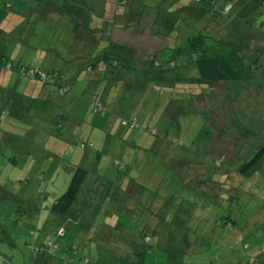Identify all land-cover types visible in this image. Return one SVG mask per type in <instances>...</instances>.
Instances as JSON below:
<instances>
[{"label": "rangeland", "instance_id": "obj_1", "mask_svg": "<svg viewBox=\"0 0 264 264\" xmlns=\"http://www.w3.org/2000/svg\"><path fill=\"white\" fill-rule=\"evenodd\" d=\"M62 1L44 0L43 5L52 3L50 8L55 9ZM211 1L212 4L205 5L195 0H91L88 6L105 14V24L111 23V42L130 49L138 63L160 52L156 55L161 66L150 68L160 73L159 79L134 67L132 78L127 76L129 87L120 96L119 91L111 90L112 102L107 94L103 95L110 89L103 79L87 81L83 89L78 84L70 87L66 82L67 90L60 91L52 78L44 84L12 71L5 73L0 68L1 234L13 239L17 231H25L26 242L36 248L53 247L62 256L68 247L77 244V255L68 253L73 260H80L78 264H83L84 258H93L96 264H127L130 259L114 258L97 243L80 240L85 230L77 225L76 233L63 228V235L52 234L57 232L56 225L66 226L68 222H63L50 208L69 185L68 171L72 174L74 167H81L91 176L96 172L97 177L103 178L91 195L86 194L87 201L104 209L93 218L97 222L94 226L102 227L98 235L110 233L113 229L110 224L120 221L125 227L117 225L114 230L119 233L127 229L135 234L129 233L132 242L144 251L139 261L132 257L139 264H248L250 254L264 263V156L253 170L244 172L248 161L264 148V0ZM8 4L15 8L13 0H0V59L4 56L14 62L20 53L23 63L35 66L37 53L29 45H47L48 41L55 42V46L67 44L75 35L74 30L81 34V28L63 22L55 37L52 30L46 29L45 21L18 17ZM227 6L229 14L223 15ZM183 7L197 12L183 13L180 11ZM102 22L95 14L89 27L95 31ZM200 30L219 38L220 45L211 42L208 52L240 59L235 61L239 71L237 81L217 84L200 81L187 43ZM169 60L176 68L169 69ZM9 74L12 75L8 77ZM58 83L60 86L63 82ZM97 85L105 111L92 99ZM118 85L122 87V82ZM50 91L54 92L51 96ZM2 99L6 100L3 107ZM143 107L149 114L141 121L139 118L137 127L126 123L127 119L138 117ZM64 111L68 117L71 115L75 129L74 134L61 139L67 158L61 165L55 157L54 161L47 159L40 163V171L31 160L39 155L40 149L34 145L29 148L28 144L42 143L45 138L40 130L52 131L54 120L62 118ZM68 121L65 118L60 121L63 134L67 132L66 125L72 124ZM163 124L169 127L166 129ZM165 129L169 130L166 140L162 138ZM55 145L49 140L41 149L45 153L54 152ZM126 148L128 152L121 153ZM28 150L27 161L22 152ZM13 152H18L19 166L10 161ZM172 156L174 161L170 159ZM134 160L138 161L135 166ZM163 161L171 163L175 171L170 174ZM117 162L129 166L127 176L142 191L138 195L128 194L130 200L116 190L123 178ZM147 196L152 198L146 200ZM131 204L134 207L131 212H107L110 206H118L120 210ZM149 204L171 207L181 215L182 206L186 210L177 229L166 226L167 222L160 223L158 228L167 227L168 231L163 232H176V237L171 236L167 244L158 247L148 244L137 232L143 229L144 234L152 237L151 215H165ZM202 207L207 208L203 211ZM191 213L192 218L187 221ZM224 218L233 223L225 224ZM95 232L96 229L92 234ZM36 237L38 241L34 243ZM166 239L161 237V241ZM23 245L22 242L13 253L7 250V245H0L8 257L7 264H17L9 256H20ZM148 245H153V249L149 251ZM135 260L132 262L136 263Z\"/></svg>", "mask_w": 264, "mask_h": 264}, {"label": "crops", "instance_id": "obj_2", "mask_svg": "<svg viewBox=\"0 0 264 264\" xmlns=\"http://www.w3.org/2000/svg\"><path fill=\"white\" fill-rule=\"evenodd\" d=\"M13 1H14L13 5H15V8L12 5H9V4L8 5H9V8H13V10H15L13 13L16 16L26 18V20L34 19V20H38V21H45L47 23L46 29L52 30L53 36H55V37H56L57 33L59 32L58 31L59 25H62L63 22H65L67 25H70V24L73 25L74 22H72V20L79 19L78 17L77 18L71 17L70 15H68L66 13H62L61 11L58 10L59 7L55 8V9L48 10L46 7L47 3L43 5L44 0H13ZM81 1H82V3H84V5H85L84 8L86 9L85 10L83 8L85 10L84 17L86 18V20H92L94 18V15L96 12H95L94 6H92L91 8L88 6V4L91 3V0H86V1L81 0ZM6 7H7V5H6ZM96 14L101 18V20L103 22H102V25L99 26L95 31H93L94 28H91L92 33H89L87 30H85V31L82 30L81 34L77 33V34L71 36L73 38V40H71L70 44L60 43L59 45L55 46L54 45L55 42L52 43L51 41H48L47 45H42V44L29 45L28 47L30 48V50L34 53H37V56L35 57V63H33V64H35V66L30 65V64H25V63L24 64L30 65L33 67H38V68L43 69L45 71H53V70L58 71L59 73H61L65 76V80H66L65 83L67 82V84L70 87L74 84H78V86L83 89L85 87V85L87 84V81L93 82L94 80L100 79L102 77L105 81H107L110 84L109 93L103 92V95L107 94L108 101L112 102V99H113L112 91L113 92L119 91L118 95L120 96L122 90H125L127 88V86H124V83L128 82L129 78L124 77L122 79V87H121L120 85H118L117 82H115L116 81V74L115 73H108L107 75H105V71L103 70L104 72H101V70H100V69H102V66H99L97 73H95V71H92V72L85 71L83 65L80 63H73L74 59H77L78 54H84L86 57H89L91 55V53L95 52V50H96L95 45L96 44L94 41V39H95V35H93L94 33L97 34V40L103 41L104 43H105V41L107 43L111 42V35H110L111 23H110V21H108L105 24L104 23L106 21L105 14L104 13H96ZM55 40H56V38H55ZM72 42H74V43H72ZM118 48H119V51L122 50L121 45ZM129 57H133V56L131 54H129ZM22 59H23V56L20 53H17L15 61L22 62L21 61ZM29 63H31V62H29ZM4 72L8 73L10 71L4 70ZM11 75L12 74H9L8 77H10ZM54 83H55V85L59 84L58 81H55V80H54ZM99 91H100V87H98V85H97L96 89H93V94L98 93ZM48 93H49V96H51V94L54 92L50 91ZM2 101H4L2 104V107H3V106H5L4 104L6 103V100L2 99ZM115 105L118 108L117 103H115ZM10 109H12V108L10 107ZM148 114H149V112H146V109H144V107H143L141 114H139V116L137 118L138 119L140 118V121H141ZM56 117H58V115ZM63 118L69 120L68 122H70V121L72 122V124L66 125L65 131H67V132L65 134H63V131L60 130V128H61L60 127V121ZM53 123H54V126H53L54 129H52V131H49V130L45 131L43 129L40 130V133L43 134V137L45 138L42 141V143L45 142L44 144H42L41 142H38V143L35 142V143H29L28 144L29 148H31V145H34L40 149L39 155L37 157H35V159L33 157L31 159L35 163L34 165L36 166V169L40 170L41 169L40 163H42L43 161H45L47 159L51 158L52 161H54V157H55L61 165V163H63V161L67 158V150H66V146H64L65 142L62 145L61 139L62 138H68V136H71L72 134H74L75 129L72 126L74 124V121L71 118V115H69V117H68V115H66V112L64 111L62 118L58 117L57 119L54 120ZM162 126H165L166 129L169 127L168 124H163ZM168 132H169V130H166V132L164 133V135L162 137L165 140L167 139V136L169 134ZM106 139H108V138H106ZM49 140L54 141V143L56 144L55 149H54V152L45 153L44 150L41 148L45 147ZM121 144L119 147H117L118 150L121 148ZM23 145H24V143H23ZM103 146H106V144L103 143ZM23 148L25 149V145ZM124 152H125V154L128 152L127 148H126V151L122 149L121 153H124ZM22 153L24 155L25 154L27 155V161H28L30 151L28 150V151H26V153H25V151H23ZM17 154H18V152L17 153L13 152L12 156H11L12 158H10V161H12L13 165L19 166L21 163H20V158L17 159V157H16V156H18ZM124 159L125 158H123V160ZM170 159L172 161H174L175 157L172 156V157H170ZM51 163H54V162H51ZM137 163H138L137 160H134L132 162V164L134 166L137 165ZM163 163L165 164V166H167V169L170 170V174H171V171H175V169L171 163L164 162V161H163ZM122 165L118 162L116 164L117 168L121 169V171L117 170L118 173L121 174L123 177L121 183H120V180H119V183L117 182L118 185H117L116 190L118 191V193H120V195H123L122 196L123 198L129 197V200H130V196H128V194L132 195V196L138 195L141 190L139 187H137L135 185L134 180L132 181V179L127 176V171L129 170L128 169L129 166H124V165L122 166ZM35 166H33V167H35ZM60 168L65 169L64 166L63 167L60 166ZM74 168H76V167H74ZM74 168H73V170H74ZM32 169H34V168H32ZM122 170H124V172H122ZM43 172H41L42 173L41 176L44 179ZM68 174H69V182H70L72 174H70L69 171H68ZM151 176H152V174H151ZM92 177L94 180H92ZM101 178L102 177H100V176L97 177L96 172L94 173L93 176H91L87 171V177H86L84 183L82 184V188L80 191V194H82L81 193L82 191L85 194H82L83 197L80 196V194H79L81 201H79L78 207H76V209H73L74 210L73 214L67 215L66 217L61 216L62 221L64 222L67 220L68 224L66 226H64V224L62 225L61 223H59L58 225H56V230L58 231L59 229H62V228H68L70 231L74 230L76 233V230L74 229V227H76V225H77L81 229L85 230L84 231L85 234L82 233V235H81L82 239L80 238V240L86 239V242L87 241H93V242L97 243L99 246H101V250L104 253H106L109 256H113L114 258H117L118 256H120V257H118L120 259H123V258L126 260L130 259V261H128L127 264H139L138 263V261H139L138 257L142 256V255L144 256V251L142 250V248H139L138 245H135L132 242V240L129 236V233L131 236H135V234H133L132 232H130L127 229L124 230V232H126V233H124L122 230H120L119 233L114 230L115 228L117 229V225H118V227H120V226L125 227L122 224H120V221L115 220L116 221L115 224H110V226L113 229L108 234L104 233L102 235H98L100 233L102 227L99 229L98 225L94 226V224H96L97 222L94 221L93 218L96 217L98 215V213H99V215L102 214L104 209H103V206H99V205L94 204L93 202L87 201V195H89V194L91 195L90 192H92V191L94 192L98 188L97 187L98 182L100 183V181L103 180V178L102 179ZM154 178L155 177L153 176L151 178V180L154 181ZM43 179H42V181H44ZM115 179H118L117 176L115 177ZM40 180L41 179H39V181ZM108 183H109V181H108ZM45 186H46V183H45ZM151 198H152L151 196H147L146 200H150ZM149 205H150V207L154 206L152 204H149ZM74 206H73V208H74ZM132 207L133 206L131 204V205H129L128 209L127 208L122 209V207H121V209L118 210V206H116V208L115 207L113 208L110 206L107 209V212L109 213V211L112 210V211H116V213H119L120 211H122L123 213L124 212L128 213V212H131ZM154 208L158 212L159 211L165 212V215H159V214L158 215L157 214L151 215V217H150L151 218L150 219L151 228H154L153 231L151 232L152 237H150L148 234H144L145 230H143V229L138 230L137 232H139L140 233L139 236L141 238L142 237L145 238L146 241H147V238L149 237L148 244L149 243L155 244L156 245L155 247H158L157 246L158 244L163 245L164 242H165V244H167L168 241H170L171 236L176 237V235H175L176 232H173V229H177L176 227L177 226L179 227L180 224L182 225V221H183V218L185 217L186 210L182 206L183 214L181 215L178 210H174L171 207H168L167 209H165V207L162 205H155ZM195 208H198V207L195 206ZM205 208H207V207H202L201 209L203 211H205ZM134 210L136 211V209H134ZM68 217L70 218V220L68 219ZM191 218H192V213L188 216L187 221L190 220ZM165 219H166V221H165ZM156 221H157V224H155ZM161 222H167L168 224L166 226H168V227L173 226V229L171 231L174 234H171V232H163V231H168L167 227L158 228V226L160 225ZM113 225L116 227H114ZM91 229H93V231H95V229H96V232L94 234H92L93 231H91ZM23 232H25V231H17V234H18L17 237L18 238L14 237L13 239L11 238L10 235H8L6 233H4V234L0 233V245L1 244L7 245V247H8L7 250L12 251V253L14 251L17 252L18 245H20L22 242H23V244H25V245H23L24 247H22L23 250H22V254L20 256L15 257L13 254H11L9 256L11 261L14 262L16 260L17 264H62V262H64V261H68V263H72V264H76V263L78 264V262H80V260L76 261L75 259L73 260V258L69 257L70 253H68L70 249H73L72 255H77V251H78V245L77 244L71 245L70 248L68 247L67 248L68 252L63 256L61 255V253L59 255L55 251L56 253H54L53 255L54 256L56 255V256L53 257L49 252H47L48 250H46V251L41 250V248L45 247L44 245L41 244L42 246H40V248H36L35 245H31L30 243L26 242L25 238H24L25 236H23ZM52 234L57 235V232H52ZM60 234L63 235L64 232H60ZM97 235H98V237H97ZM59 237H61V236H59ZM161 237L167 238L166 241H161ZM37 241H38V239L36 237V240L34 241V243H37ZM48 242H50V244L52 243V241H50V239L48 240ZM179 242L181 243L182 241H179ZM31 246H33V249H35L36 253H33V251H31L32 250ZM151 249H153V245H150V246L148 245V250L150 251ZM142 251H143V253H142ZM73 252H74V254H73ZM98 254H99V252L97 253V255ZM0 256L2 257V258H0V264H7L5 261L8 260V257L5 256V253L1 250H0ZM132 257L136 258L138 261ZM132 260H135L136 263L132 262ZM75 261H76V263H75ZM89 261H90L89 264H96V263H94L93 258H89ZM97 262H99V260H97Z\"/></svg>", "mask_w": 264, "mask_h": 264}, {"label": "trees", "instance_id": "obj_3", "mask_svg": "<svg viewBox=\"0 0 264 264\" xmlns=\"http://www.w3.org/2000/svg\"><path fill=\"white\" fill-rule=\"evenodd\" d=\"M195 2H200V3L205 2L206 3L205 5L212 4L211 0H195ZM118 3H119V1H118ZM51 4L52 3L46 4V7L48 10L52 9V8H50ZM78 4L84 5V3H82L81 0L80 1L79 0H63L62 3L60 4L58 10L61 11L62 13H66V14L70 15L71 17H76V18L78 17L79 19L72 20V22H74L73 26H78V28H81V30H83V31L87 30L89 33H92L91 32L92 29L89 27L91 20H86V18L84 17V13H85L86 9L83 7L85 9L84 10L82 7L78 6ZM229 9H230V6L224 7L222 14L223 15L229 14ZM191 10L195 11V9H190L188 7H183V8H181L180 11L183 13H186V12H190ZM198 11H200V10H198ZM210 11H211V13L213 12L212 9H210ZM195 12H197V11H195ZM96 16H98V15L96 14ZM128 17L129 16L127 15V18ZM105 18H106V16H105ZM73 26L69 27V30L73 29L74 28ZM125 26H127V24H125ZM73 33L77 34L78 32L74 30ZM93 35H95V39H94L95 44H96L95 45V47H96L95 52L91 53V55L89 57H86L84 54H78L77 59H74L73 63L82 64L85 71H88V72L97 71L99 69V66H102V69H100V70H101V72L105 71V75H107L108 73H115L116 74V81L115 82H117V83L119 81L122 82V79L124 77L129 76L132 78V75L135 73L134 67L141 68V70L146 71V73L152 75L154 79H159L160 73L157 71L152 72L150 69V68H156V67L158 68L161 66V64L159 63V60H157V55H156V53L157 54L160 53L159 51L154 53L153 57L151 59H149V60L144 59L141 61V63H138L134 57H129L130 49L124 48V49L119 51V48H118L119 45L118 44L113 43V42H109L107 45L106 44L104 45L103 41L97 40V34L96 33H94ZM212 36H214V35L210 34L209 31H206V30L201 31L200 30L198 32L197 36L187 39L190 54L192 55L191 56L192 62L195 65V68H196L198 77L200 78V81L208 83V84H217L218 82H223V81H226V82L237 81L239 79V71L237 70L238 67L235 64H236L237 60H240V59H238L236 57H233V59H231V57L229 58V56H231V55H225V57H224V56H222L223 54H221L220 52H219V54H211L210 52H212V51L208 52V48H211V45H210L211 42H212L211 43L212 45H213V42L216 43L217 46L220 45L219 38L217 36H216V38L212 37ZM71 40H73L72 37L67 44H70ZM72 43H74V42H72ZM99 43H103V44H101L102 46H100ZM215 50H217V49L215 48ZM218 50H220V49H218ZM228 53H226V54H228ZM168 67H169V69H171L172 67L176 68V64L172 60H169L168 61ZM0 68H3L6 71H12V72L16 73L18 76L28 77L29 79L42 81V83H44V84L48 83L49 78L50 79L52 78L55 81H62L63 82L62 85L59 86V84H58V85H56V87L60 91L67 90V89H65V86H66L65 76L63 74L59 73L58 71H54V70L53 71H45V70L40 69L38 67L25 65L24 63H22L20 61H14L13 62L4 56H2L0 59ZM129 68H130V70H129ZM30 71H32V72H30ZM124 73H126V74H124ZM42 74L45 77H42ZM129 77H127V78H129ZM100 79H103V78L101 77ZM178 80H180V79H178ZM128 82L125 83L127 88L129 87ZM100 95L101 94L99 92L94 93V96L92 97V99H93L94 103H97L99 105L101 111H105L106 106L101 102L102 99H101ZM126 123H129L130 125H133V126L135 125L134 126V128H135L139 124V119L137 117H134L132 119H127ZM164 132H166V129L164 130ZM152 133H154V131ZM155 133H157V132H155ZM263 156H264V148H262L257 154H255V156L250 161H248V163L246 165V169L244 170V172L246 170H253L255 165L258 164V162L263 158ZM86 177H87V171L85 169H83L81 167L74 168L72 175H71L69 185H68L66 191L60 197H58L56 199V201L51 206L50 211L57 214V215L63 216V217H66L67 215L73 214V212H74L73 206L75 204L79 203L78 197H79V194H80V191L82 188V184L84 183ZM68 219L70 220L69 217H68ZM229 222L233 223L229 219L224 218L225 224H227V223L229 224ZM60 232H64L63 228L59 229L57 231V234H59ZM148 239H149V237L147 238V241H148ZM54 247L56 250V246H54ZM31 248H32L31 251H33V253H36L35 249H33V246H31ZM41 250L46 251V250H48V248L46 246L44 248H41ZM69 251L72 252L73 249H70ZM54 253H55V251H54ZM54 253H50V254L53 255ZM247 256L249 258L248 264H264L263 262H259L258 256H256V255L250 254ZM0 258H2V257L0 256ZM85 262H87V263H85ZM89 262L90 261L87 258H85L82 261L83 264H89Z\"/></svg>", "mask_w": 264, "mask_h": 264}, {"label": "built area", "instance_id": "obj_4", "mask_svg": "<svg viewBox=\"0 0 264 264\" xmlns=\"http://www.w3.org/2000/svg\"><path fill=\"white\" fill-rule=\"evenodd\" d=\"M30 72H32V71H30ZM42 77H45L43 74H42ZM98 105V104H97ZM99 106V105H98ZM48 252L49 253H53L54 252V248L53 247H51L49 250H48ZM85 263H87V262H85Z\"/></svg>", "mask_w": 264, "mask_h": 264}]
</instances>
